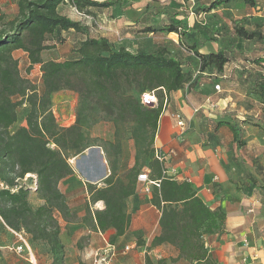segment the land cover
Returning a JSON list of instances; mask_svg holds the SVG:
<instances>
[{
    "label": "trees",
    "instance_id": "16d2710c",
    "mask_svg": "<svg viewBox=\"0 0 264 264\" xmlns=\"http://www.w3.org/2000/svg\"><path fill=\"white\" fill-rule=\"evenodd\" d=\"M66 1L91 16L89 9L120 4L119 0ZM64 3L65 0H17L13 19L5 21V15L0 13V183L4 186L0 188V220L3 226L11 231H23L31 251L35 243L43 245L49 264H64L66 247L60 239L56 215L66 222L75 221L77 215L69 210L58 186L73 175L69 161L97 147L104 153L109 174L100 184L85 185L88 200L81 219L85 226L100 233L112 230L108 239L111 245L125 235L131 223L126 201L135 193L137 176L144 172L150 181L158 183L150 187L149 203L160 213L159 232L147 245V252L167 245L177 251L176 260L217 264L205 247V240L221 232L225 212L220 207L213 210L207 207L189 182H178L165 175L163 164L155 159L152 148L167 95L190 91L199 84L198 78L184 71L183 62L170 56L165 47L138 51L115 48L109 39L93 35L84 23L60 14L58 7ZM233 3H241L250 10L258 6L256 0H212L198 6L195 13L207 14ZM150 10L147 5L144 11ZM167 19L169 22L163 27L148 26L138 33L181 36L193 31L183 15H168ZM244 21L245 18L234 21L235 35L245 41L264 43V35L246 29L241 25ZM68 32L82 37L68 58L43 61L41 53L64 43L63 34ZM211 40L217 42L216 38ZM183 49L194 55L201 75L212 71L222 75L230 61L227 48L208 54H200L195 44ZM14 51L26 54L29 69L39 67L38 87L20 76L17 60L12 56ZM254 63L264 64V57ZM247 86L246 94L256 95L264 105V84L248 79ZM60 91L78 95L75 120L67 127L57 124L51 110L52 96ZM144 92H154L156 107L140 104ZM24 104L28 105L24 124L12 131L17 121L16 110ZM100 123H110L113 127L112 137L106 141L90 135L92 127ZM216 125H228L235 149L238 152L243 148L241 128L224 122ZM125 139L133 142L135 150L131 168L119 162L121 142ZM149 158L147 173L142 169ZM26 175L35 177V194L43 202L36 208L28 202L29 189L17 184ZM98 202H102L103 208L90 210ZM143 244L140 239L137 241V246ZM144 264L170 263L166 259L153 260L146 253Z\"/></svg>",
    "mask_w": 264,
    "mask_h": 264
},
{
    "label": "crops",
    "instance_id": "0c3cea01",
    "mask_svg": "<svg viewBox=\"0 0 264 264\" xmlns=\"http://www.w3.org/2000/svg\"><path fill=\"white\" fill-rule=\"evenodd\" d=\"M16 1L0 0L2 6L13 2L15 9ZM121 5L120 2L119 5L107 9L92 8L89 12L95 19L102 20L115 9H120ZM62 7L63 4L58 7L59 13L69 17L61 11ZM189 14L192 15L191 12ZM190 15L185 17L186 23L192 19ZM162 16L167 18L165 13ZM113 24L117 27L131 23H123L122 17L117 16ZM187 25L191 26L189 23ZM105 31L109 33L96 32L93 35L109 39L111 33L117 32L116 29L112 32L109 29ZM72 35L76 38L81 36ZM217 43L213 49L209 48L210 46L206 47V51L205 47L198 46L197 51L200 54H208L223 48L221 41L218 40ZM182 51L185 57L192 55L185 50ZM44 52L41 53L42 60ZM218 77L222 80L219 83L220 92L214 91L215 84L199 82L190 91H175L167 95L158 119L152 148L154 152H160L164 158L162 164L165 175L178 182H189L207 207L211 210L220 207L225 212L221 232L205 240V247L217 264H264V128H250L248 125L252 122V116L243 109V103H239L242 98L244 100L246 90L240 91L237 83L235 86H228L224 71ZM207 97L216 104L214 108H209L210 110L204 106ZM246 100L252 101L249 96ZM197 106H203L204 111L193 113V108ZM154 107L156 104L151 108ZM54 108L52 104L53 113ZM76 108L77 101L69 116V123L61 125L62 127L70 126L74 122ZM173 113L180 114L187 123V128L182 133L172 118ZM257 116L253 115L255 118ZM218 122L236 124L241 128L245 145L240 151L237 152L235 149L228 125L217 126ZM121 151L119 162L131 168L135 154L133 142L123 140ZM100 156L103 165L100 163ZM151 159L146 160L142 170L148 172V163ZM69 163L73 175L60 181L58 187L65 196L69 210L76 212L77 218L73 222H66L59 214L56 215L61 230L60 239L66 247L64 264L70 263L73 257L81 256L87 259L89 250L108 248L112 249L109 264H144L145 254H148L146 247L159 232L160 213L149 203L150 195L143 192V184L137 182L135 193L126 201V211L131 216L129 229L111 245L108 239L113 234L112 230L104 233L95 232L81 220L88 200L85 185L100 184L109 174L103 151L99 148L98 154L89 148L82 155L71 159ZM33 194L36 195L35 192ZM37 200V206L43 203L38 198ZM102 208V202H98L91 206L90 210ZM80 238H85L89 243L84 251L76 249ZM139 239L144 242L142 246H137ZM126 246L129 247V251H125Z\"/></svg>",
    "mask_w": 264,
    "mask_h": 264
},
{
    "label": "rangeland",
    "instance_id": "374dc122",
    "mask_svg": "<svg viewBox=\"0 0 264 264\" xmlns=\"http://www.w3.org/2000/svg\"><path fill=\"white\" fill-rule=\"evenodd\" d=\"M2 1V0H1ZM8 1V0H7ZM122 5L120 9H115L105 18L100 20L96 19L102 27L101 30L95 29L94 26H90L91 33H109L105 30L116 29L117 32L111 33L109 39L115 48L125 47L131 51L138 50H154L158 46L166 48V51L170 56L178 58L183 62V70L190 71L193 77L198 78L199 82H206L210 85L220 83L218 74L214 71L206 73V75H200L197 72L198 65L194 55L185 57L182 50L185 46L190 47L195 44L196 50L198 45L213 49L214 44L218 45V40L221 41V45L224 49L229 51L230 61L224 68L226 74V81L228 86H235L237 83L240 87V91H247L248 79L255 80L258 83L264 84V64L258 65L254 61L258 58L264 57V43L261 41H245L238 38L234 33V21L237 19L245 18V21L241 24L246 29L258 30L264 35V0H256L257 8L250 10L244 7L241 3H233L228 6L220 7L210 13H201L197 15L195 9L198 6H205L212 0H119ZM198 2V5L196 4ZM149 5L151 10L145 12L146 6ZM64 7L61 11L65 12L69 18L76 20L71 9L67 4H63ZM60 10V9H59ZM5 15V21L11 20L16 15V9L13 7V2L7 3L5 6L0 2V13ZM194 14L190 15L189 13ZM165 13L168 15H183L187 17L190 15L192 19L188 20L193 31L186 33L185 35L175 36V34H144L138 33L145 27H163L169 20L162 16ZM122 17L123 23H131L127 25L117 26L113 24L115 17ZM175 22V21H174ZM2 25H0V28ZM72 32L64 33V43L58 44L55 48L45 51L43 53V60L55 59L64 60L68 58L72 48L82 37L76 38L72 35ZM212 38H216L217 42L212 41ZM50 44V42H49ZM198 44V45H197ZM12 56L18 63V71L22 78L30 82L32 86L38 87L40 85V71L38 66H34L29 69L26 54L22 51H14ZM231 61L233 64H231ZM235 65V66H234ZM212 74V75H210ZM221 86V85H220ZM249 95L246 94L239 101L243 103V109L252 116V122L248 123L250 128H264V107L261 106L260 101L256 95L249 96L251 102H247L246 98ZM156 98V97H155ZM78 100V95L70 93L68 91H60L52 96V104L55 106L53 113L58 125L68 124L69 116L73 112L74 103ZM157 105V103H156ZM28 110V105L24 104L16 110L17 121L12 126V131L24 124V118ZM257 114L255 118L253 115ZM113 127L110 123H100L90 130L92 138H98L102 141H106L112 137ZM101 144V142H98ZM75 166V163H73ZM146 172V171H145ZM148 173V172H147ZM18 185H22L29 189L28 202L32 208L37 207V196L35 192V177L32 175H26L23 180L17 181ZM93 207V206H92ZM15 243V237L11 231L4 227L0 220V264H28L24 254H16L9 251L7 248L13 246ZM76 249L78 251H84L89 245L85 238H80L77 241ZM32 248L37 264H47L49 256L46 253V248L40 243H35ZM87 249V248H86ZM95 250H89L88 257H73L70 263L66 264H93L92 255ZM148 255L153 260L166 259L170 264H189L183 259L176 260L177 251L171 246H160L152 249L148 252ZM82 260V261H81Z\"/></svg>",
    "mask_w": 264,
    "mask_h": 264
},
{
    "label": "built area",
    "instance_id": "2783aa9c",
    "mask_svg": "<svg viewBox=\"0 0 264 264\" xmlns=\"http://www.w3.org/2000/svg\"><path fill=\"white\" fill-rule=\"evenodd\" d=\"M65 4H67L69 6V8L71 9V11H72V13H73V15L77 21L84 23L89 28H90V26H94L95 29H98V30L102 29L100 24L97 22V20L93 16H91V15H89L83 11H79L73 6H70L66 0H65ZM196 73H198V72H196ZM213 89L215 92H220V90H221L219 84L214 85ZM156 103H157V101H156L154 92H144L141 94L140 104L142 106L152 107V105H154ZM204 106H205V108H207V110H210L211 108H214L216 106V104H215V102L212 101V99L210 97H207L204 101ZM201 111H204L203 106H197V107L193 108V113H195V114L199 113ZM172 118L175 119L176 126L180 129L181 133L186 130L187 123L185 122V120L183 119V117L180 114L173 113ZM154 157L159 162H163V160H164L162 154L158 151L154 152ZM137 182L143 184V187H144L143 192L145 194H149L151 185L158 186V183L150 181L147 174L144 172L140 173L137 176ZM0 188H4L3 184H1V183H0ZM11 233L15 237V243L13 244V246H9L7 249L13 253L18 254V255L24 254L28 264H37L36 258L28 246L27 237H26L25 233L23 231H19V232L11 231ZM125 251H129V247L126 246ZM111 252H112L111 248H108L106 250L95 251L92 255L93 264H109Z\"/></svg>",
    "mask_w": 264,
    "mask_h": 264
},
{
    "label": "water",
    "instance_id": "95a60500",
    "mask_svg": "<svg viewBox=\"0 0 264 264\" xmlns=\"http://www.w3.org/2000/svg\"><path fill=\"white\" fill-rule=\"evenodd\" d=\"M90 150H94L99 154V148H97V147L90 148ZM100 163L103 165V160H102L101 156H100Z\"/></svg>",
    "mask_w": 264,
    "mask_h": 264
}]
</instances>
